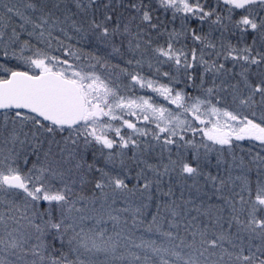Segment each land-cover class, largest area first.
<instances>
[{"label":"snow or ice","instance_id":"1","mask_svg":"<svg viewBox=\"0 0 264 264\" xmlns=\"http://www.w3.org/2000/svg\"><path fill=\"white\" fill-rule=\"evenodd\" d=\"M0 264H264V0H0Z\"/></svg>","mask_w":264,"mask_h":264}]
</instances>
